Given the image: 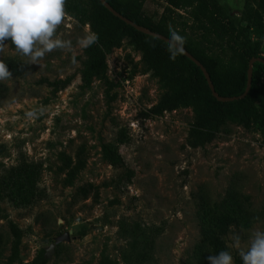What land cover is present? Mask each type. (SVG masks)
<instances>
[{
    "label": "rangeland",
    "instance_id": "374dc122",
    "mask_svg": "<svg viewBox=\"0 0 264 264\" xmlns=\"http://www.w3.org/2000/svg\"><path fill=\"white\" fill-rule=\"evenodd\" d=\"M218 1L229 17L240 19L246 0ZM166 7L165 0H145L142 16L157 23ZM176 13L193 24L188 10ZM66 14L56 35L71 40V51L53 50L39 64H27L8 42L0 53L11 72L0 82V175L21 161L41 167L40 199L19 207L0 203V264H7L14 242L11 223L21 229L25 263L44 250L47 264H102L104 258L109 264H210L203 221L226 211L237 216L225 237L228 246L234 253L247 250L252 233L264 231L263 127L228 122L205 146H187L192 106L142 117L166 88L130 38L107 54L113 86L99 78L84 85V49L77 40L89 24ZM208 30L194 36L221 54L223 41ZM104 144L117 146L123 165L105 158ZM81 145L87 166L65 186L60 155L74 157ZM88 183L97 187V199L95 192L80 195ZM64 233L70 240L57 243ZM236 236L239 248L233 246Z\"/></svg>",
    "mask_w": 264,
    "mask_h": 264
},
{
    "label": "trees",
    "instance_id": "16d2710c",
    "mask_svg": "<svg viewBox=\"0 0 264 264\" xmlns=\"http://www.w3.org/2000/svg\"><path fill=\"white\" fill-rule=\"evenodd\" d=\"M118 12L137 24L170 38V28L185 38L184 47L192 53L209 72L216 91L221 96H237L244 93L248 80V65L253 57L264 58V0H246L239 20L229 17L218 0H165L167 7L159 22L143 18L145 0H107ZM176 10H188L193 24L183 21ZM65 12L79 24L91 27L98 34L97 43L84 49L81 75L85 86H90L94 78L103 79L110 87L106 62L107 54L130 38L136 49L142 52V59L154 74L163 82L166 91L157 104L142 112L143 118L162 115L181 106H192L195 120L190 128L186 145L192 148L203 147L213 141L217 133L228 122L245 128L261 125L264 129V63L255 62L253 83L247 95L239 100L219 101L213 96L207 79L200 68L186 55L169 59L168 42L143 33L110 12L100 0H66ZM177 15V17H176ZM209 26V27H208ZM192 29L190 35L187 28ZM195 27V28H194ZM214 29L223 41L222 53L217 54L207 45L202 36H194L202 29ZM194 29V30H193ZM209 31V30H208ZM197 32V33H196ZM14 47L11 41H6ZM15 48V47H14ZM227 50L229 52H227ZM0 87V95L4 92ZM120 133L119 141L123 142ZM86 146L81 145L75 156L62 152L60 172L64 174L65 186H72L80 173L86 168L88 154ZM105 158L113 165H123V157L114 144L103 145ZM133 171L127 174L131 182ZM41 167L38 164L21 161L0 175V203L10 201L14 206H28L41 198L38 182ZM80 195L86 199L99 191L93 183L79 188ZM232 212H222L214 217H205L203 238L213 256L221 251L229 252L234 264H242L239 252H233L225 237L236 221ZM14 242L7 264H47L44 250L31 262L20 260L21 229L11 223ZM4 241L0 236V256ZM102 264H109L104 258Z\"/></svg>",
    "mask_w": 264,
    "mask_h": 264
},
{
    "label": "clouds",
    "instance_id": "9594fccd",
    "mask_svg": "<svg viewBox=\"0 0 264 264\" xmlns=\"http://www.w3.org/2000/svg\"><path fill=\"white\" fill-rule=\"evenodd\" d=\"M66 0H0V53L4 51L6 41H11L15 50L27 57V64H39L43 57L56 49L72 50V42L59 38L57 28L67 14ZM168 41L169 59L175 60L184 53L185 38L170 28ZM98 34L90 26L84 29V35L77 40L81 49L97 43ZM11 78L3 60H0V82ZM34 116V112L27 113ZM239 237H234V247L239 248ZM242 264H264V231H255L250 237L247 250L239 248ZM210 264H234L232 255L221 251L209 256Z\"/></svg>",
    "mask_w": 264,
    "mask_h": 264
},
{
    "label": "water",
    "instance_id": "95a60500",
    "mask_svg": "<svg viewBox=\"0 0 264 264\" xmlns=\"http://www.w3.org/2000/svg\"><path fill=\"white\" fill-rule=\"evenodd\" d=\"M102 2V4L110 11L112 12L115 16L119 17L120 19H122L123 21H125L126 23L132 25L133 27H135L137 30L143 32V33H146V34H149V35H152V36H155L157 38H160L162 40H165V41H169V37L163 35V34H160V33H157L149 28H146L144 26H141L139 24H137L136 22H134L133 20L129 19L128 17L124 16L123 14H121L120 12H118L107 0H100ZM184 55H186L188 58H190L193 62H195L198 66H200V68L202 69L206 79H207V82H208V85L210 87V90L213 94L214 97H216L219 101H224V102H227V101H234V100H239V99H242L244 98L247 93L249 92L251 86H252V83H253V70H254V63L259 61V62H262L264 63V58L262 57H253L250 59L249 61V65H248V80H247V86H246V89L244 91V93H242L241 95H237V96H221L218 94V92L216 91L215 89V86L213 84V81L211 79V76L209 74V72L207 71L206 67L201 63L200 60H198L192 53H190L185 47H184ZM101 229H103V227L101 226ZM62 240H70V234L69 233H64L62 235H60L56 241L57 243L62 241ZM55 244H52V247L50 248V250L48 251V253L50 254L52 252L51 249H53Z\"/></svg>",
    "mask_w": 264,
    "mask_h": 264
}]
</instances>
